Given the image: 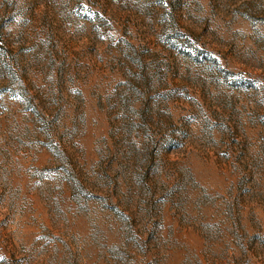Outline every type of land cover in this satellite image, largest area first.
Segmentation results:
<instances>
[{
    "label": "rangeland",
    "instance_id": "374dc122",
    "mask_svg": "<svg viewBox=\"0 0 264 264\" xmlns=\"http://www.w3.org/2000/svg\"><path fill=\"white\" fill-rule=\"evenodd\" d=\"M0 264H264V0H0Z\"/></svg>",
    "mask_w": 264,
    "mask_h": 264
}]
</instances>
